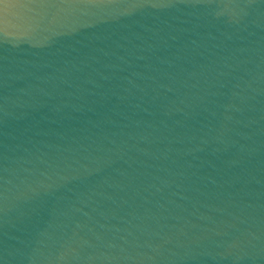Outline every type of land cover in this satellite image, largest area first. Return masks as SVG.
I'll return each instance as SVG.
<instances>
[{
    "label": "water",
    "instance_id": "obj_1",
    "mask_svg": "<svg viewBox=\"0 0 264 264\" xmlns=\"http://www.w3.org/2000/svg\"><path fill=\"white\" fill-rule=\"evenodd\" d=\"M0 264H264V0H0Z\"/></svg>",
    "mask_w": 264,
    "mask_h": 264
},
{
    "label": "snow or ice",
    "instance_id": "obj_2",
    "mask_svg": "<svg viewBox=\"0 0 264 264\" xmlns=\"http://www.w3.org/2000/svg\"><path fill=\"white\" fill-rule=\"evenodd\" d=\"M223 4L226 5L228 3H230V0H222Z\"/></svg>",
    "mask_w": 264,
    "mask_h": 264
}]
</instances>
